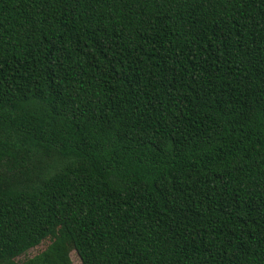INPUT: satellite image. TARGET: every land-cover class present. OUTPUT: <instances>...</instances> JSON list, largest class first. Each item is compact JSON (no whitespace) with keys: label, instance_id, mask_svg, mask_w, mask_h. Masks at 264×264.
Masks as SVG:
<instances>
[{"label":"trees","instance_id":"obj_1","mask_svg":"<svg viewBox=\"0 0 264 264\" xmlns=\"http://www.w3.org/2000/svg\"><path fill=\"white\" fill-rule=\"evenodd\" d=\"M72 252L264 264V0H0V264Z\"/></svg>","mask_w":264,"mask_h":264},{"label":"rangeland","instance_id":"obj_2","mask_svg":"<svg viewBox=\"0 0 264 264\" xmlns=\"http://www.w3.org/2000/svg\"><path fill=\"white\" fill-rule=\"evenodd\" d=\"M60 236L59 232L53 233L49 238L43 241L39 246L29 250L25 255L19 258L20 261L33 258L34 256L46 251L48 247L57 243V239ZM71 264H82L80 258L75 252L71 253Z\"/></svg>","mask_w":264,"mask_h":264}]
</instances>
